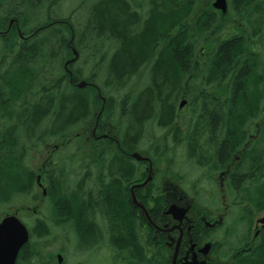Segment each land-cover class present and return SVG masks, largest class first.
I'll return each instance as SVG.
<instances>
[{
	"label": "trees",
	"instance_id": "16d2710c",
	"mask_svg": "<svg viewBox=\"0 0 264 264\" xmlns=\"http://www.w3.org/2000/svg\"><path fill=\"white\" fill-rule=\"evenodd\" d=\"M148 1V12L142 16L135 9L140 6L131 5L128 0H95V3L88 7L87 18L71 24L68 19L63 20L53 15L55 4L59 7L62 0H0V30L3 31L6 25L9 26L10 21H14L13 27L6 29L8 36H0V68L7 61L9 63L6 74H1L0 71V78L6 79H0V113H4L2 112L4 110V114L12 115L15 112L21 114V117L15 121L8 118L10 121L8 131L3 132V129H0L1 165H6L3 164L6 162L12 172L16 171L17 166L21 161H25L34 148L46 147L50 142L59 144L61 150H64L69 146L68 139L96 118V107L100 108L101 119L105 120L109 118L111 112L125 111L127 108L134 111L138 104H141L144 112L149 113L151 105L154 107L157 104L155 118L159 114L158 119L161 117V121L165 116L173 121L176 103L171 104L170 107L166 106L165 95L177 98L189 97L194 100L199 95L198 91L204 89L203 94H205L209 89L208 86L213 85V90L221 93L229 92L230 106L232 92L235 91L234 101L239 106L241 101L237 98V91L250 89L264 94V74L260 79H249L251 73H248L247 64H244L242 70L235 76L230 75L234 64L240 59L235 50L238 44L243 43L245 48L255 43L253 39L248 41L245 33L233 32L232 36L225 33L230 19L227 14L226 20L224 17L218 20L211 4L213 0ZM247 1L254 3L256 0H236L235 3L240 11L243 7H248L247 21L255 28V36L261 31L262 26L259 30L256 29L251 16L252 5L250 3V6H247ZM256 12L260 13L259 10ZM47 24H49L47 28L42 27ZM104 32H109L113 36ZM85 39L90 40L89 44L90 47H94V53L90 54L88 50L89 58L84 59L83 67L73 66L74 76L71 78L65 67V60L72 57L70 46L81 48ZM103 41L108 43L105 52H101V47L98 46V43ZM181 41L186 49L183 52L178 46ZM109 48H112L111 53L108 51ZM198 50L200 53L202 50L205 51L198 55ZM80 53L86 54V51ZM200 56L203 57L202 60ZM248 56L253 57L251 54ZM261 59L257 61L255 58L259 63L264 62V53ZM144 62H146L144 66L140 67ZM70 66L67 69H70ZM89 68L92 69L91 72L93 68L96 70L99 68L104 72V76L99 77L95 70L92 73L93 77L88 76L86 70L89 71ZM145 68L149 69L150 83L147 87L136 89L132 86V82L142 75ZM127 77H130L131 82L124 85L123 80ZM80 80L97 85L101 91L100 97L90 86L84 89L75 87L74 84ZM190 80H193L192 83ZM137 95L142 98L141 102L140 99L135 102ZM101 97L107 98L103 111ZM260 110L263 113L264 110L262 108ZM237 116H240L237 122L242 126L245 117ZM137 117L140 119L141 115ZM254 117L259 118V112ZM54 125H61L64 128L62 131H55ZM228 138L229 140L224 141L220 147V158L226 156L227 146L231 140L229 136ZM6 140L9 145L3 142ZM79 143L76 150L72 151V155L66 157L72 162L74 160L79 162V167L76 168L74 163L70 168L64 164L59 166L57 164V168L61 169L57 177L69 178L70 172L79 170L84 160L94 161L97 158L101 159L103 155L108 157V152L97 155V148L100 146L91 147L90 154L84 155L86 152L83 151L84 144ZM257 153L258 150H255V155L250 158L251 162L256 158ZM259 153L264 156L261 151ZM58 160L62 162L65 156H60ZM110 160L113 161L115 158L112 156ZM47 167L48 163L45 169L40 170L36 175L25 168L26 175H34L36 179L41 175L42 182L47 181L52 186V177H48L50 172L45 171ZM111 167L112 174L108 173V182H114L115 176L122 173L121 169L124 177L128 178L126 169L120 168L119 163ZM0 179L4 185L2 192L6 197L9 196L6 201L10 203L15 198H22L20 195L28 193V188L32 186L29 184V179L18 182L12 175H4L1 171ZM240 181L241 179L238 182ZM112 191L114 190L109 189L105 197L106 209L116 211L123 217L125 224L131 225L127 208L124 207L123 202L111 195ZM34 194L37 200L43 198L38 192L34 191ZM53 194L54 189L51 187L48 190L51 205L46 215L47 219L46 221L37 219L30 229V242L22 249L17 264H58V259L54 256L44 257L39 248L41 244H34L31 240L36 233L37 237H40L38 236L40 233L47 236L48 233H53L52 228L61 229L60 225L64 218L71 217L76 222L78 231L75 233L84 240L79 231L88 218L94 217V213L80 211L83 207L76 202L64 209L63 205L66 204L57 202L59 200L52 198ZM79 194L75 191L72 196L78 198ZM23 210L24 208H18L19 212ZM48 221L53 224L51 228L47 224ZM45 226L48 230H43ZM123 240L125 241L123 247L129 251L130 258L121 264H154L155 261L146 256L145 241L140 237L139 228L136 243L128 236H123ZM250 256L251 258L244 264H264V247L255 250ZM26 257L29 258L25 260Z\"/></svg>",
	"mask_w": 264,
	"mask_h": 264
},
{
	"label": "flooded vegetation",
	"instance_id": "af4514ba",
	"mask_svg": "<svg viewBox=\"0 0 264 264\" xmlns=\"http://www.w3.org/2000/svg\"><path fill=\"white\" fill-rule=\"evenodd\" d=\"M145 63H142L140 67L144 66ZM216 98L218 99V97ZM184 107L185 105L183 107L179 106L180 109ZM180 116L181 113L178 111L173 113L172 117L176 119H173V122L179 123ZM160 120L161 118L156 119L154 122L156 127L160 122H171L166 116L162 118V121ZM95 123L100 125V131L103 133L101 137L103 141L106 140L112 130L109 127L110 124H105V121L101 119V110L96 116ZM107 126L109 129H106ZM175 130H177V133ZM92 134L95 136L96 131L93 130ZM181 134L183 132L177 124L172 132L171 130L167 132V136L170 138L178 137ZM203 136L204 140L189 145L187 147L188 151L185 153V164H194L200 171L199 177H196L193 181L190 180L192 178L191 173L187 171L185 164L180 170L187 174L168 172L165 171L167 168L163 170L156 167L151 156L154 154V156L158 155L160 158L165 157V153L169 151V146L167 143L165 144V141L162 146L152 144L148 148L149 153L139 152L143 160L131 158V166L134 171L132 176L128 175L126 179L122 169L120 170L122 173L115 176L117 185H124L125 181L126 190L132 196L131 204L135 209L133 214H129L131 225L120 222V226H118L120 232L114 236L119 240H123V236H128L136 243L138 228L134 227L140 223V237L145 241L146 256L148 259L154 260V264H244L257 249H253L247 235L239 242V245L246 243V249L249 250L247 254L242 255L238 246L235 247L233 237L239 231V233H248L246 230L244 231L246 229L244 222L250 219V222L254 223L256 218H251L252 215L260 213L262 216L256 219L255 230L250 232L251 234L256 233L255 237L264 234L262 223L264 218V190H262V187H264V183L252 190L254 199H251L250 189H247V195L246 184L241 182L245 173H239L241 166L234 167L235 164L242 165L243 161L246 160L245 153L249 152L248 157L251 158L252 152L249 149L246 151L244 148L239 150L230 140L227 146V157L220 158V147L224 141L229 140L224 138V136L228 137L227 132L220 137H216L209 135L208 128H205ZM99 139L101 138H96V140ZM164 140L170 141L167 137ZM171 141L178 149L183 147L182 142H184V139H172ZM125 143L124 145L128 149V142ZM114 144V146L109 144L114 152L122 150L120 143L116 142ZM137 146L138 141L135 144V147ZM260 151L264 155V151L259 149L256 154L257 158L261 156ZM160 152H164V155L159 156ZM120 160L115 158L111 161L110 154H108V157L103 155L101 159L96 161H86L95 168V171L101 173L102 179H107L106 165L119 163ZM259 161L257 164H259ZM252 162L255 163V159ZM139 172L141 173L140 181L137 179ZM72 173L71 171L70 174ZM169 176L177 177L179 183L169 181ZM149 177H151V180L146 185L148 192L144 195L141 191L142 187L137 186L142 185ZM240 179L241 181L238 182ZM94 193L95 191L90 189L79 195L93 205H98L105 200L106 194L103 191H97V194ZM234 208L236 211L240 210L241 214L252 213L251 217H246L238 223V232L233 231L235 229L232 214ZM70 218H67L69 220L67 227L71 231H78L76 222ZM93 228H95L94 225ZM119 248L121 246H117V249ZM133 251L136 253L135 249Z\"/></svg>",
	"mask_w": 264,
	"mask_h": 264
},
{
	"label": "bare ground",
	"instance_id": "6f19581e",
	"mask_svg": "<svg viewBox=\"0 0 264 264\" xmlns=\"http://www.w3.org/2000/svg\"><path fill=\"white\" fill-rule=\"evenodd\" d=\"M57 3V1H55ZM240 5L242 4L240 1H238ZM243 5V4H242ZM258 6L262 12L257 13L256 11L258 9H254L253 12L251 13V16H256L257 14H260V18L264 19V1H259ZM59 7L56 6L55 4V9L53 15L56 16L59 14ZM248 12V11H247ZM257 13V14H255ZM58 17V16H57ZM60 18V17H58ZM251 18V17H250ZM255 27L257 25L264 26V24H257L256 20H253ZM238 23V21H237ZM249 23V22H248ZM49 24L44 25L42 27L47 28ZM240 26V27H239ZM239 28H244L243 22L240 21L238 23ZM262 30V28L260 29ZM37 31V28H36ZM106 35H111L109 32H104ZM168 37H166L167 39ZM185 40V39H184ZM83 45L81 48L79 47H74L70 46L71 48V53L72 57L68 58L65 60V66L70 63V70L72 71L73 66L79 65L81 62V58L86 59L89 58V51L90 54L94 53V47H90V40L85 39L83 42ZM182 41L178 43V46L180 47V51H184L185 46H182ZM180 44V45H179ZM184 45V44H183ZM98 46L101 47V52H105L108 49V43L107 42H100L98 43ZM112 49V48H109ZM89 50V51H88ZM237 52L239 51V57L240 59L237 60V63L234 64L232 71L230 72V75L232 74L235 76L236 73H239L242 68L244 67V64H247L248 68V73H251L248 77L251 80H257L260 79L263 74H264V62H257L255 61L254 57L248 56L247 53L243 50V43L238 44V48H236ZM86 51V54H81L80 52ZM186 54V53H185ZM95 71L98 72L99 77L104 76V72L99 70V68L96 70V68H93ZM92 69L89 68L88 71V76L92 75L94 73V70L91 72ZM234 73V74H233ZM74 74H72L73 78ZM93 77V75H92ZM1 80H6L5 78H0ZM249 79H248V84H249ZM133 80V79H132ZM81 82H85L86 86L83 88H79L78 84H74L75 87L78 89H84L87 87H92L94 91L98 94L100 97L101 91L97 85L91 82H87L85 80H80ZM130 81V77H127L126 79L123 80L124 85H128ZM71 83V82H70ZM160 85V84H159ZM157 84V86H159ZM161 87V85H160ZM209 89L206 91L205 94H203L204 89L198 91V94L194 100H190L189 104H192L193 106H197L200 109V112L198 113V117L202 121V124L204 123L206 129L208 128L209 130V135H214L216 137L222 136L224 133L227 132L228 136L230 137L232 144L235 145L236 148H244L251 147L249 149L250 152H252L251 157H253L254 151L259 150V146L254 145V136L260 134L261 129L256 128L253 130L245 129L243 126H240L237 122L238 116L237 115H243L245 118L255 116L256 113L258 112L259 108L264 109V94L257 93L255 91H252L250 89H244L241 91H237V98L241 101V104L237 106L234 101V93L235 91L232 92V104L230 106L229 102V92H224L222 93V96L218 99L216 98V95L213 94L210 90L213 91L212 87L213 85L208 86ZM248 88V87H247ZM210 91V92H208ZM152 92V91H151ZM149 92V93H151ZM194 95V92H192ZM143 95V94H142ZM193 97L192 95H190ZM140 95L136 96L135 102H138L140 99V102L142 98H139ZM185 97L180 96L179 98L177 97H168V95L164 96V99L166 101V106L170 107L171 104L176 103V111L178 110V106H181L183 103L186 106L188 104V101L184 99ZM101 102L103 104L102 106V111L104 110V107L106 106L107 98L106 97H101ZM104 99V101H103ZM137 100V101H136ZM188 104V105H189ZM201 105V107H200ZM127 108V107H126ZM136 110H128V108L125 111H114L110 113V116L108 119H105V124H110L109 127H111L112 132L106 137V140L103 141V133L100 131V125L98 123L92 124L91 126L88 127V125H84L80 131L74 133V136L72 138L68 139V143H72V146L79 145V142H86L85 147H99L100 149H107V147H111L109 144H112L113 146L115 145L114 143L118 142L121 144V149L116 152H113L110 154V157H114L117 159H121L119 161L120 168H125L126 173L129 176H132L134 174L133 168L131 166V158L136 160L134 155H139V145L145 141L147 138V130L149 129L152 133L158 131H161L164 133V137H167L168 139H183L184 135L181 134L178 137L175 138H170L167 136V132L174 129V127L177 125L183 126L185 125V129H188L190 131H197V123L194 120V116L191 118H188L186 123H177V122H160L157 124L156 128H153V124L158 119L159 114L156 115L157 118H155V113L158 110L157 104L154 105V107L151 105V109L148 112H144V109H141V104H138L135 108ZM2 112L5 113L3 110ZM0 113V129H3V132L8 131L9 129V119L15 121L21 117L20 112H15L12 115L10 114H4ZM140 113V114H139ZM197 113V112H196ZM141 115L140 119H138L139 116ZM23 117V115H22ZM161 118V117H160ZM196 118V117H195ZM197 119V118H196ZM174 120H176L174 118ZM178 120V119H177ZM161 121V120H160ZM50 125V124H49ZM49 127V126H48ZM107 126L106 129H109ZM63 126L59 125L56 126L54 125V130L55 131H62ZM88 128V130H87ZM93 130L96 131V135L93 136ZM87 131V132H86ZM177 133V130H175ZM199 133V132H198ZM262 137L264 135V127L262 128ZM100 137L101 139L96 140V138ZM224 138H228L225 137ZM229 139V138H228ZM138 141V146L135 147L136 142ZM234 141V142H233ZM7 145H9L8 141H3ZM128 142V149L125 148L124 143ZM245 142V144H244ZM104 143V144H103ZM125 156H124V155ZM255 155V154H254ZM226 157H227V152H226ZM262 157V156H261ZM260 158L261 160L264 161L263 158ZM68 159L65 158V160L62 161V163L66 162ZM10 163V161H8ZM3 164L6 165H1L0 164V171L3 172L5 175H12L14 179H16L18 182H22L23 180L29 179V184L32 185L28 189V193H24L20 195L24 201H32L34 203H37V198L35 197L34 191L36 192V182L41 181L42 179L38 177L32 176H27V172L25 170V166L27 165V162L24 160L21 161V163L17 166L18 170L16 171H11L10 166L5 162ZM82 167L75 171L74 173L70 174L68 177H70L72 180L64 177H57L54 175L56 171H61V169H58L57 167H54V164L48 163V167L46 168V172H50L48 174V177H52L51 179V184L52 188L54 189V194L52 195V198H55L59 201H61V204H66L63 205L64 209L65 207H70L73 205V203H78L79 206L83 207L80 211H92L94 214V217L88 218L86 223L83 225L81 228L82 230L79 231V234L83 235L84 240H81L76 236L77 240H74L75 244L73 246L75 247V250L81 251L82 253H88V251L91 250H96L99 249V245L102 243H106V241H109L113 246L117 248V246H121L119 250L121 251H127L124 244V240H119L113 237L112 235H107L104 233L105 231H111L109 234L117 235L120 231H118V226H120V222L124 223L123 217L121 215L117 214L116 211H112L109 209H106L105 206V200L101 202L98 205H93L89 204L85 199L83 198H76V197H68L67 199L66 196L68 192L70 191L69 188L72 186V184L75 185V191L77 193H84L87 189H91L93 191H103L104 194H108L109 189H113L114 191L111 192V195L116 197L118 201L124 203V207L127 208V211L129 214H133V211L135 209L134 206H132L131 201L132 196L128 191L126 190V184L124 181V185H117L115 179L114 182H108L105 179L100 178L97 175V171H95V168L86 162H83ZM111 164L110 166L107 165L105 168L108 171L109 174H112L111 171ZM249 169H255L257 174H264V164L259 165L256 162H252L251 165H249ZM258 169V170H257ZM29 170V169H28ZM254 171V170H253ZM252 173H245L242 177L244 179L241 181L243 184H246L248 181H252L255 179V175ZM84 175L82 176V174ZM82 176V177H81ZM263 176V175H262ZM264 177V176H263ZM0 179V210H3L5 207H7L8 204H10L9 201H6L9 196H5L2 192L3 188V182ZM148 184V183H147ZM142 186V194H146L148 192V189L146 185ZM139 186V185H138ZM109 188V189H108ZM59 189V190H58ZM262 190H264V187H262ZM40 195H44V191ZM21 199V198H20ZM65 200V201H64ZM64 201V203H63ZM37 208V206H34ZM46 210V209H45ZM49 213L48 210H46L45 215ZM129 216V215H127ZM138 224V222H137ZM93 225L95 228H92ZM140 223L138 226H135L134 228H139ZM92 228V230L90 229ZM133 228V227H132ZM131 228V229H132ZM90 232V233H89ZM93 232V234L91 233ZM102 234H101V233ZM107 232V233H108ZM256 233H250V236L248 235V239L250 240V243H252L253 249H260L261 247H264V235L260 234L255 237ZM247 236V233H238L233 237V241L235 243L240 242L244 239V237ZM238 248L240 249V253L242 255H245L248 253V249H246V243L245 244H240L237 245ZM88 249V250H87ZM29 257L24 258L27 260ZM153 264V263H150Z\"/></svg>",
	"mask_w": 264,
	"mask_h": 264
},
{
	"label": "rangeland",
	"instance_id": "374dc122",
	"mask_svg": "<svg viewBox=\"0 0 264 264\" xmlns=\"http://www.w3.org/2000/svg\"><path fill=\"white\" fill-rule=\"evenodd\" d=\"M128 1L130 2L131 5H136V6L139 5L140 6V8H135V9L142 16H145V13L148 12V2H149L148 0H128ZM228 1L230 2V6H229V9H228L229 11L227 14H228V19H230V20L228 22L227 29H225V31H226L225 33L229 34L230 36H232L233 32H234V34L235 33H245V35L248 37V41L253 39L255 45L251 44L250 46L243 48V50L246 51L247 55L251 54L257 60H262L261 57L263 56V53H264V26L262 27V30L258 33V35L254 36L255 28L252 25H250L247 21L246 13H248V12H246V11H247L248 7L247 8L243 7V10L240 11L237 9V5L235 3L236 0H228ZM259 1L260 0H256V1H254V3L253 2L251 3V1H247L246 5L250 6V3H251V5H252L251 9H253V10L258 9L260 12H262L258 6ZM262 1H264V0H262ZM232 2H234L235 4H233ZM94 3H95V0H62V2L59 4L60 5L59 6L60 11H59V14L57 16L63 20L68 19L71 22V24L75 23L77 21H83L87 18L86 12H88V10H89L88 7ZM202 10L206 11L203 8H202ZM199 11H201V9ZM214 11H216V10H214ZM216 13H217L218 20L219 19L222 20L223 17L225 18V15L222 14L221 11H217ZM252 18H253V20H256L257 24H264V19L260 18V14H257L256 16H252ZM225 20H226V18H225ZM240 20L243 22L244 28L238 27L237 21L239 22ZM11 26H13V23L11 24ZM8 27L9 26L6 25L5 30ZM257 28L259 30V25L256 26V29ZM225 33L223 34L224 38L226 36ZM0 36H3V35H0ZM4 36H8V34H5ZM247 43L250 44V42H247ZM108 51L110 53L112 52L110 49ZM203 51H205V50H202V52ZM197 53H198V55L201 54L200 50H198ZM237 53H239V51ZM200 59L202 60L203 57H201ZM84 61L85 60L82 58L80 64L77 66V68L83 67ZM198 67H199V65H198ZM8 68H9V63L7 61V63L6 64L4 63L2 65V68H0L1 74H6L8 71ZM148 71H149V69L145 68L142 72V75L138 76L132 82V86L135 87L136 89L147 87L150 83L148 81V79H149ZM86 73L88 74L87 70H86ZM190 81L192 83L193 80H190ZM131 89H133V88H131ZM210 91L213 92V94H215L216 97L220 98L222 96L221 91H217V90H213V91L210 90ZM210 91H208V92H210ZM184 99H186L188 101V104H189V101L192 98L185 97ZM188 104L183 109H180L178 106L177 111L179 113H181L179 123L184 122V124H185L186 121L188 120V118H191L194 116V120L197 123V129L198 130L196 132L190 131L188 129H185V125L183 126L184 128H182L180 126V129L182 130L183 135H184V137H183L184 142H182L183 147L178 149V147L176 145L174 146V143L171 140L170 141L164 140V138H165L164 133H162L161 131H158V130L156 132L152 133L149 129L147 130V138L145 139L144 142H142L139 145V152L146 154V152L149 153L148 148L152 144L162 146L164 141H165V144L166 143L168 144L169 151L167 153H165V157L160 158V157H158V155L154 156V154H152V156H151L152 159L155 161L156 167L159 169L165 170L167 168L165 171L175 172L177 174L186 173L180 169L183 167V164H185V161H186L185 153H186V151H188L187 147L189 145L195 143V142H198L200 140H204L203 133H204L206 127H205L204 123L202 124V121L198 117V113L200 112V109L197 106H193L192 104L188 105ZM200 107H201V105H200ZM99 112H100V108L96 107L95 108V116H97V114H99ZM258 112L260 115L259 118H255L254 116H252V117L245 118L243 120L242 126L245 129H248V131L253 130L255 128L257 131V128L258 129L260 128L261 132H262V128L264 127V111L262 113V111L259 108ZM238 118H240V116H238ZM95 119L96 118H94L93 121L91 120L89 122L88 126H91L92 124H94ZM244 121H246V122H244ZM152 126H153V128H156V126L154 124ZM261 132H260V134H258L254 137V145L255 146L258 145L259 149L264 151V138L262 137ZM71 144L72 143H69L68 144L69 146L66 147L64 150H61L60 145L56 144L54 142H50L46 147L34 148L30 152L29 157H26V159H25V162H27V165L25 166V168H28L30 171L34 172L35 175L39 174L40 170L43 167V164L45 163L46 160H48L49 163L54 164V166L58 167L57 166V162H58L57 160L60 156L63 157L65 155V158H66L67 156L72 155V151L76 150L77 145L72 146ZM83 144H84L83 151L84 152L86 151L84 155L88 156V154H90V151H92V150H90L91 147H85L86 142H84ZM244 144H245V142H244ZM86 145H88V144H86ZM250 148L251 147H249V149ZM238 149L241 150L242 148H238ZM103 150L104 149L97 148V153L101 154V153H103ZM245 150L247 151L248 147H245ZM104 152H108V154L110 152V154H111L112 152H114V150H113V148L107 147V149H105ZM164 152H160L159 156L164 155ZM248 154H249V152L245 153L246 156H244V157L246 158V160L243 161L242 165L235 164L234 167L238 168L239 166H241V169H239L241 171L239 173H247L248 174V173H252L251 171L254 170L253 174L255 175V179L252 181H248L245 185L246 192H247V189L249 188L251 191L250 197H251V199H254L253 195H252V190L255 187L259 186L260 184L264 183V177L262 176L263 174H257L255 169L250 170L248 168L249 167L248 165H251V160L247 156ZM261 158H264V156ZM258 160H260L259 165L264 164L263 160L256 157L255 162L258 163ZM85 161L86 160H84V162ZM94 161H96V160H94ZM73 163H74L76 168L79 167V162L74 160ZM86 163H87V161H86ZM186 166H187L186 167L187 171L189 173H191V177H192L190 179L191 181H193L196 177L197 178L199 177L200 171H198V168H196L194 164H189ZM197 171H198V173H197ZM58 174H60L59 171H56L54 173L55 176H59ZM100 174L101 173H99L97 171V175L99 176V179L101 178ZM83 175H84V173L82 174V176ZM140 177H141V173L139 172L137 174V179H141ZM168 179L171 182L179 183V179L177 177L169 176ZM44 182H45V184H44L45 187H47L48 190L51 189L52 186H50V184L47 181H44ZM74 184H72V186H70V188H69L70 191L68 192L69 195L66 196L65 199H67L68 197H72V195L75 193V189H74L75 185ZM181 184L184 185L183 183H181ZM89 190L90 189H87L86 191H89ZM37 192L41 194L42 189L41 188L37 189L36 193ZM94 194H97V191H95ZM246 194L248 195V192ZM87 195H86V197H87ZM80 198H84V197L81 196ZM95 198H97V197H95ZM42 200H44V201H42ZM101 200H102V198H101ZM57 202L62 203L61 201H57ZM38 205H40V211H38L37 213H33L32 210L34 209V206H38ZM50 205H51V201L47 197L44 199H38L37 203H34L33 200L32 201H23L22 198L21 199L15 198V200L12 203L8 204L7 207H5L3 210H0V222L6 216V214L16 212L17 216L27 225V227L29 229H31L35 225V222L37 221V219H38V221H41V220L46 221L47 218L45 215V213H46L45 209H47L49 211ZM18 208H22V209L24 208V210L19 212ZM28 208H30L31 210L28 211L27 210ZM239 211L240 210L236 211V209L234 208L233 212H232L233 222H234L233 227L235 228V229H233L234 232L239 231L238 223L240 221H243L244 219H246V217H251V214H252V213L241 214V212H239ZM260 216H262L261 213L252 215L251 218L257 219ZM256 219H255L254 223H252V221L250 222V219L248 221L244 222V225L246 226V229H244V231L246 230V232H248L247 235H250V233L255 230ZM62 221H63V223L61 225L67 226V224L69 223V220L66 218L62 219ZM47 224L49 225L50 228H51V225H53L49 221L47 222ZM38 227H41V226L38 225ZM43 230H48V228L45 226V228H43ZM112 231L113 230H111L109 232L105 231L104 233H106L108 236L112 235L114 237L113 234H109ZM52 232L53 233H51V234L48 233L47 236L40 233V235H38L40 237H37V233H36L31 241L34 244L35 243H38L39 245L41 244L39 246L40 251L43 254V256L46 258H49L50 256H54L55 258H58V255L60 254L62 256V261L58 264H121V262H126L130 258L128 251H121V250L117 249L109 241H106V243L100 244L99 249L88 251V253H82L81 251L75 250V247L73 246V244H75L74 240H77V239L74 235V231H71L69 227H68V229H54V228H52ZM238 233H236L235 235H237ZM237 245H239V242L235 243V247ZM131 256L133 257V255H131ZM130 261H131V259H130Z\"/></svg>",
	"mask_w": 264,
	"mask_h": 264
},
{
	"label": "water",
	"instance_id": "95a60500",
	"mask_svg": "<svg viewBox=\"0 0 264 264\" xmlns=\"http://www.w3.org/2000/svg\"><path fill=\"white\" fill-rule=\"evenodd\" d=\"M213 7L220 10L223 14L227 13V0H215ZM70 64V63H68ZM86 86L85 82L78 83L79 88ZM184 106V103L181 105ZM138 160H143L139 155H134ZM151 180L149 177L142 185V187ZM264 223V219L262 220ZM29 241V232L27 227L15 216H9L0 223V264H16L22 248ZM61 262V257H59Z\"/></svg>",
	"mask_w": 264,
	"mask_h": 264
}]
</instances>
